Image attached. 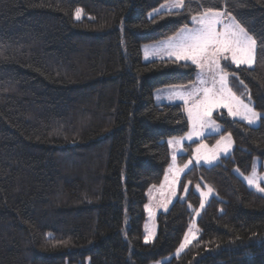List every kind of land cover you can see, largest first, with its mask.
<instances>
[{"label": "trees", "instance_id": "trees-1", "mask_svg": "<svg viewBox=\"0 0 264 264\" xmlns=\"http://www.w3.org/2000/svg\"><path fill=\"white\" fill-rule=\"evenodd\" d=\"M167 2L0 0V264H264V196L240 177L254 158L264 164V117L256 127L216 118L222 132L203 141L230 134L232 154L184 172L178 196L187 184L215 196L197 240L175 255L201 204L189 192L143 242L166 141L188 130L182 106L155 105L152 94L191 85L195 68L145 63L141 46L192 28L205 8L225 11L256 40L252 68L222 63L228 85L264 116V0H186L159 12Z\"/></svg>", "mask_w": 264, "mask_h": 264}, {"label": "snow or ice", "instance_id": "snow-or-ice-1", "mask_svg": "<svg viewBox=\"0 0 264 264\" xmlns=\"http://www.w3.org/2000/svg\"><path fill=\"white\" fill-rule=\"evenodd\" d=\"M186 0H170V3L163 5L169 12L172 9H183ZM82 9H76V18L79 19ZM225 11L215 8H205L202 13L192 15L193 23L197 25L195 28L184 27L174 37L169 38L167 44L169 56H175L177 60H190L192 64L200 70L198 75L199 84L202 87H193L191 90L173 92L171 95L177 99L183 100L187 106L188 118L190 123L199 125L201 128L211 127L215 131H219V125L215 120L211 119L212 112L215 108H225L228 115L239 117L249 124L254 123L258 117L253 108L245 103L240 97L228 87V77L231 74L226 70L227 66L222 64V60L231 59L232 63L238 67L241 64L249 66L253 63V52L256 40L249 35L245 27H243L234 17L229 16V22L225 23ZM211 81V87L208 86ZM219 84V88L216 85ZM183 88L184 86H180ZM207 117V119H206ZM196 135H200L199 132ZM190 133L187 137L191 139ZM227 140L228 144L224 150L231 144V135L222 137ZM180 139L175 141L169 140V145H179ZM220 141L217 142L219 146ZM201 147H206L201 145ZM199 151V149H197ZM201 159L196 157L197 163ZM206 163H210L215 159V155L203 157ZM176 157L173 156L175 163ZM191 160L185 163L183 167L175 169L176 177L189 167ZM175 179V178H174ZM250 185H256L259 188L255 172L249 177H245ZM167 180V176H166ZM212 189L209 188V192ZM203 195V194H202ZM204 207V201L201 200V208ZM149 236H145V242H148ZM184 245H181L183 248ZM179 252V250H178Z\"/></svg>", "mask_w": 264, "mask_h": 264}, {"label": "rangeland", "instance_id": "rangeland-1", "mask_svg": "<svg viewBox=\"0 0 264 264\" xmlns=\"http://www.w3.org/2000/svg\"><path fill=\"white\" fill-rule=\"evenodd\" d=\"M168 3L170 2H167L166 4ZM162 6L160 7L159 12L168 11L166 7L162 8ZM174 10H180V9H175V8L172 9V11ZM224 20H225V23L229 22V17L225 15ZM195 27H197V25L193 23L192 28H195ZM168 43H169V39L163 40L157 43H153V44L142 45L141 46V56H142L143 62L146 63V62L159 61V60H171V61L191 64L195 68V80L191 85L184 86L183 88L181 87L162 88V89H158L154 91L152 94V99L155 105H181L184 110V116L188 124V130L184 136L177 138V139H180L181 141L179 145L173 144V146H170L169 140L166 141V145H167L168 152H169L168 167L166 168L164 172V176H163L161 184L158 186L149 188L146 192L147 202L143 210L144 212L143 242L145 245L151 244L156 236V228H157L156 221H157L158 215L167 212L171 204L176 199L179 198L180 201H185L187 194L189 192H193L199 195L201 200L203 199L204 206H205L207 201L211 197L214 196L213 192L212 191L209 192L208 188L204 190H200L198 186L192 187L189 184H187L182 190V195L178 196V185L180 183V180L184 172L189 170L191 167L193 166L210 167V166L218 164L221 158H228L232 154V151L234 148L232 139H231L230 146L227 148V151L224 150L225 146L228 144V141L226 139L222 140V137H227L228 136L227 134H224L218 140L214 141L212 144H209L203 141L204 138L206 137L219 135L222 132V129H223L222 124L217 122L216 118L222 119V117L225 116L227 119L231 121H238L250 127H256L260 121V118L264 117L262 114L258 113V117L255 119L254 123L249 124L243 119H240L239 117L229 116L228 111L225 108H215L212 112L211 119L215 120L216 124L220 126L219 131H215L211 127L201 128L198 124L195 125L194 127V125L190 123L189 121L187 106L184 104L183 100L177 99L171 94L173 92L183 91L184 89L191 90L193 87H202L199 84V80H198V75H199L200 70L196 67V65L192 64L190 60H177L174 55L169 56L168 49L166 47ZM254 55H255V47H254V52H253V63L251 66L247 64H241L238 67L237 65L232 63L230 58L228 60H222V63L224 62L229 63V65L233 66V68L235 69H238L240 67L250 69L254 66ZM208 86L211 87V81H209ZM216 87L219 88V84H217ZM241 99L245 103H248L253 108L252 103L249 100V98L245 97ZM197 132H199L200 135H196ZM190 133L192 134V136H191V139H188L187 137L189 136ZM171 140L175 141L176 139H171ZM218 141H220L219 146L217 145ZM201 145H205L206 147H201ZM197 149H199V151H197ZM174 155L176 157L175 163L173 161ZM213 155H215V159H213L210 163H206L205 160L203 159V157L205 156L211 157ZM183 156H186V158L180 161V158ZM197 156L201 157V159L199 160V163H197V160H196ZM190 160H191V164L189 165V167L185 169L184 172L180 173L178 177H176L175 169L177 167H183V165L185 163H188V161ZM261 169H263V171H261ZM253 172H255L256 174L259 188H264V164L261 162L259 158L253 159L250 174L247 176H240V177L248 189L264 196V191L258 190L256 185H250L245 179V177L251 176ZM166 176H167V180H166ZM203 208H201V204H200V207L196 211H194L192 223H190L186 231V234L184 236V239L181 243V245L183 244L184 247L181 248V245H180L175 255L181 254L184 251H186L197 240L199 232L197 229L196 222ZM145 236L150 237L148 242H145ZM164 261L165 260L163 259L154 264H161Z\"/></svg>", "mask_w": 264, "mask_h": 264}]
</instances>
